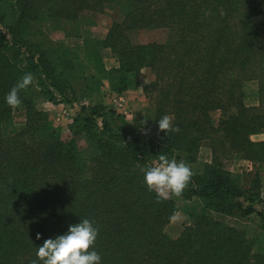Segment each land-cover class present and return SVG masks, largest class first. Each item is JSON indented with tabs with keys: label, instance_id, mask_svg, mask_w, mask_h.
Instances as JSON below:
<instances>
[{
	"label": "trees",
	"instance_id": "trees-1",
	"mask_svg": "<svg viewBox=\"0 0 264 264\" xmlns=\"http://www.w3.org/2000/svg\"><path fill=\"white\" fill-rule=\"evenodd\" d=\"M13 3L14 25H5L6 13L0 10V264H31L44 240L83 219L99 229L95 251L101 264H264V250L254 251L255 240L213 217L257 216L264 246V209L255 207L264 204L259 172L244 189L216 159L205 164L182 195L198 198L202 205L188 211L189 222L174 240L164 228L177 208L171 199L157 203L140 172L160 154L177 159L181 152L186 162L194 163L206 141L214 154L229 150L264 164V141L251 138L264 133V0ZM107 4H117L123 20L111 25L100 48L86 42L77 49L64 44L42 49L25 40L42 34L40 12L75 21L83 11L102 10ZM159 28L171 31L166 43L132 45L126 36L129 30ZM17 46L25 47L20 65ZM101 49L112 52L117 68L106 69ZM77 60L96 77L113 74L119 92L135 86L144 68L154 76L143 89L158 139L137 133L123 120L118 126V114L101 106H91L88 115L72 120V136L84 132L98 144L100 156L88 174L76 165L74 140H64L62 131L49 128L46 115L35 108L37 94L52 100L46 87L60 90L59 82ZM28 72L35 86L20 92L25 122L6 135L2 125L10 121L12 108L5 97ZM249 81L258 85L256 106L244 103L243 84ZM217 110L222 115L215 127L210 114ZM166 114L174 115L179 133L159 131L158 120Z\"/></svg>",
	"mask_w": 264,
	"mask_h": 264
},
{
	"label": "rangeland",
	"instance_id": "rangeland-1",
	"mask_svg": "<svg viewBox=\"0 0 264 264\" xmlns=\"http://www.w3.org/2000/svg\"><path fill=\"white\" fill-rule=\"evenodd\" d=\"M13 2L14 0H0V10L6 13V26H12L15 23L17 13L13 8ZM122 20L123 14L117 4H107L102 10H85L79 14L75 21L46 18V13L40 12L37 24L41 26L42 34L29 36L25 40L26 42L39 44L42 49L56 44H64L71 49H77L82 47L86 42H91L90 47L92 48L96 46L100 48L99 44L105 39L111 25L115 22L120 23ZM126 36L132 45L163 44L169 41L171 31L166 28L141 31L129 30ZM14 48L17 50L15 45ZM19 48L21 49L19 53L20 57H18L20 65L22 63L21 55L26 54L25 47ZM100 54L107 70L117 68L116 57L109 49H101ZM80 61H74L71 69L66 71L64 80L59 82L60 90L48 88L42 83V87L47 88L46 92L51 91L53 93V99H48L46 93H38L35 108L46 115L49 128L62 131V138L64 140L71 138V140H74L77 151L75 157L76 165L83 173L88 174L94 168V162H96L94 159L100 156L98 144L95 139L86 133L82 132L72 136L68 129L72 124V120L77 118V116L81 114L88 115L90 113L88 109L91 106H101L107 112L111 111L116 115L118 114L115 122L120 127L122 126L120 122L123 120L126 125L134 128L137 133L144 135L147 132V135L153 140L158 139L159 133L157 127L151 123L150 104L144 95L143 88L154 79L153 73L148 68L141 70L135 81V86L124 92H119V83L113 79V74L96 77L92 70ZM52 62L54 63L55 61ZM242 91L244 93V103L247 106L258 105L259 96L256 81L245 82ZM118 96H122L125 99L124 107L120 108V110H116L114 104V98ZM123 112H126L128 116L123 115ZM221 115V111L219 110L211 112L210 116L213 126H218ZM24 122L25 111L21 105L17 109H12L11 119L8 123H3L2 130L6 135L15 134L22 128ZM96 127L101 131L102 123L98 121ZM99 134L98 137L102 138L101 132ZM116 146L118 147V145ZM215 159L219 166L229 171L244 189L250 188L255 173L259 172L258 175L261 183L264 164H254L243 159L241 155L229 150H225L224 153L218 152L214 154L208 141L201 145L196 154V162H186L184 154L181 152L177 153L176 160L185 161L195 174L202 171L205 164L214 163ZM186 190L187 187L184 191ZM169 199L174 202L177 212L165 226L164 233L168 238L174 240L189 222L188 211L193 208L200 209L202 204L198 198L186 200L183 196H180ZM262 200L264 201L263 198ZM255 207L258 210H263L264 204L255 205ZM213 217L228 226L244 231L249 238L255 240L254 251L264 250L260 219L257 216L251 215L244 218L236 214L234 216L214 214Z\"/></svg>",
	"mask_w": 264,
	"mask_h": 264
},
{
	"label": "clouds",
	"instance_id": "clouds-1",
	"mask_svg": "<svg viewBox=\"0 0 264 264\" xmlns=\"http://www.w3.org/2000/svg\"><path fill=\"white\" fill-rule=\"evenodd\" d=\"M30 86H35V77L28 72L7 93L6 104L12 109L19 108L22 104L20 92ZM174 119V115L167 114L160 118L159 131L165 132L167 136L179 133L180 128L174 124ZM140 172L144 174L148 190L155 193L157 203L182 196L194 175L185 161L169 159L165 154L158 155L152 164L140 167ZM98 234L99 229L91 220H80L69 225L66 233L44 240L36 252L37 259L32 260L31 264H101V255L95 251ZM40 238L41 234L37 233L36 239Z\"/></svg>",
	"mask_w": 264,
	"mask_h": 264
},
{
	"label": "crops",
	"instance_id": "crops-1",
	"mask_svg": "<svg viewBox=\"0 0 264 264\" xmlns=\"http://www.w3.org/2000/svg\"><path fill=\"white\" fill-rule=\"evenodd\" d=\"M256 105V104H253ZM253 141H264V134L255 135ZM261 197L264 199V172L261 174Z\"/></svg>",
	"mask_w": 264,
	"mask_h": 264
},
{
	"label": "built area",
	"instance_id": "built-area-1",
	"mask_svg": "<svg viewBox=\"0 0 264 264\" xmlns=\"http://www.w3.org/2000/svg\"><path fill=\"white\" fill-rule=\"evenodd\" d=\"M114 104L116 106V110H120V108L124 107L125 104V99L122 96H118L116 98H114ZM122 111V109H121ZM123 115H125L126 117L128 116V114L126 112H123Z\"/></svg>",
	"mask_w": 264,
	"mask_h": 264
}]
</instances>
